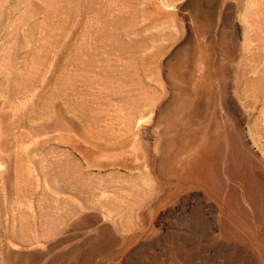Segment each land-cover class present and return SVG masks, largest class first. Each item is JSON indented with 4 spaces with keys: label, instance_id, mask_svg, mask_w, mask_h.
<instances>
[{
    "label": "rangeland",
    "instance_id": "obj_1",
    "mask_svg": "<svg viewBox=\"0 0 264 264\" xmlns=\"http://www.w3.org/2000/svg\"><path fill=\"white\" fill-rule=\"evenodd\" d=\"M0 264H264V0H0Z\"/></svg>",
    "mask_w": 264,
    "mask_h": 264
},
{
    "label": "bare ground",
    "instance_id": "obj_2",
    "mask_svg": "<svg viewBox=\"0 0 264 264\" xmlns=\"http://www.w3.org/2000/svg\"><path fill=\"white\" fill-rule=\"evenodd\" d=\"M208 143L209 144H205L196 153V156H195L196 159H195V161L193 160V164L189 168L187 174L189 176L192 175L193 177H195V179H198L197 181H202L207 187H211V185H213L215 183L214 177L218 176V174H219V172H218L219 166H217V168H213L212 164H214L215 161L220 163V161L222 159V156H221L222 150H221V147L219 146V144H217V143L214 144L213 142H211V143L208 142ZM191 161H192V159H191ZM218 185H220V187L222 186L221 183H219Z\"/></svg>",
    "mask_w": 264,
    "mask_h": 264
}]
</instances>
